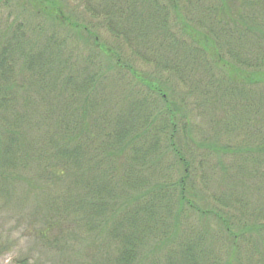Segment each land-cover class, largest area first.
I'll use <instances>...</instances> for the list:
<instances>
[{"label":"trees","instance_id":"16d2710c","mask_svg":"<svg viewBox=\"0 0 264 264\" xmlns=\"http://www.w3.org/2000/svg\"><path fill=\"white\" fill-rule=\"evenodd\" d=\"M29 1L0 0V213L63 239L57 264H254L264 0ZM189 100L209 107L207 128L187 122ZM97 231V253H65Z\"/></svg>","mask_w":264,"mask_h":264},{"label":"rangeland","instance_id":"374dc122","mask_svg":"<svg viewBox=\"0 0 264 264\" xmlns=\"http://www.w3.org/2000/svg\"><path fill=\"white\" fill-rule=\"evenodd\" d=\"M16 1H21L25 5L28 3L30 4L29 0H16ZM187 1H189L188 8L194 12L198 6V3H197L198 0H187ZM200 1L203 4H207V3L218 4L217 3L218 1L216 0H200ZM72 3L75 4L74 2ZM77 6H78V3H77ZM241 7H242L241 2L239 3L237 1H234L233 3V2L228 1L227 2V9H228L227 14L229 12V14L231 15H236L238 17V18L236 17V19L244 21V19L241 18V14H242ZM78 8L81 11V8L79 6ZM96 30L99 33L98 35L103 39L109 36L104 30H101L100 28ZM79 43L81 42L79 41ZM226 60L228 62L230 61V59L228 58H226ZM229 65H234V68H232L234 70L231 69L233 72H231L230 70L232 75H240V76L242 75L241 73H236L237 69H240V67L237 66L234 61H231ZM143 68H146V67L139 66V69H142L144 71ZM150 70L156 72V70L153 68H151ZM146 71L149 73L151 72L149 70H146ZM240 76H235V77H240ZM158 77L159 75L154 74V78H158ZM161 80L164 82V85L168 87V90L176 95V99L179 102L181 100V95L185 94L184 92L186 91L185 88L177 84L175 82V79L172 76L169 77V74L164 73L162 75ZM196 95L198 96L199 94L197 93ZM202 102H204L203 99H202ZM199 107H203V106L194 105L193 101L189 100L188 106L185 108V112L188 116L187 122H189V125L191 126L192 129L193 128L204 129V127L207 128L208 126L209 118L206 115H207V112L209 111V107L207 106L202 109ZM245 132L246 131H243V133H241V137L246 136ZM219 137L220 139L218 142L219 144H222V137L221 136ZM241 141H242L241 138H238L237 141L229 142V146H233L232 148H234V145H236L237 143L242 144V145L246 144V141L244 142H241ZM226 142L228 141H225L224 144H226ZM231 159L232 157H230V159L228 160L232 161ZM12 208L13 207L9 206V208L4 210L3 213H0V264H57L60 256L62 255V252H60V249H59L61 246L57 247V245L63 244L61 243L63 242L62 241L63 239H61L63 237H61L60 238L61 240L59 242L57 241L55 245L53 244L48 245V244L42 243L41 240L37 236L31 234L32 230L28 228V225L26 222L27 220L21 219V215H19V213H16L14 209ZM95 235L97 236V238H94L91 236L86 237V235H81L80 238L82 239L78 240L79 242H76L77 241L76 238H74L75 240L74 239H70L69 241L67 240V245H65L66 247L65 253L67 252L68 254L69 253H97L96 248L98 247V244L100 245L101 242H103L104 244L107 241V238L104 237L105 236L104 234L98 233V231ZM245 238H247L246 240L248 242L253 241L255 243L254 245L255 249L253 250L254 253L249 251V253H251L250 256L254 255V258L250 260L254 261V264L256 262L259 263L261 260H264L263 259L264 258V234L262 235L261 238L256 233H253L249 237L247 236ZM244 247L245 246L243 244V248ZM27 257H29V260L24 261L25 260L24 258H27Z\"/></svg>","mask_w":264,"mask_h":264}]
</instances>
